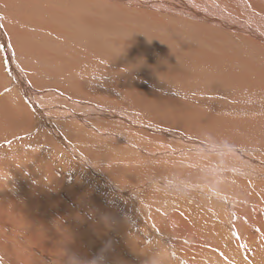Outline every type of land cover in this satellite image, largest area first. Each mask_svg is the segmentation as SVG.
<instances>
[{
    "label": "bare ground",
    "instance_id": "bare-ground-1",
    "mask_svg": "<svg viewBox=\"0 0 264 264\" xmlns=\"http://www.w3.org/2000/svg\"><path fill=\"white\" fill-rule=\"evenodd\" d=\"M112 1L138 4L149 12L151 9L158 11L160 16L188 17L223 29L228 35L235 30L240 36L242 34L241 39L260 48L255 57L228 52L231 49L227 53L188 49L191 56L186 60L192 63L186 69L163 66L166 76L175 81L170 84H175L172 91L205 99L206 102H200L205 108L189 100L180 105L178 108L184 115L178 120L188 123L197 134L207 135V143L195 136L197 140L190 144L208 155L215 154V161L207 160L199 169L188 171L185 167L171 165L129 166L122 156L116 157L117 152L95 149L89 141L76 143L70 131L64 136L59 123L63 106H58L49 95L56 92L52 87L56 84L58 94L71 100L84 98L88 100L87 105L98 112L93 115L69 112L67 117L86 129L93 128L87 122L88 117L95 120L103 114L118 124L139 128L135 123L140 115L139 103L149 108L170 92L158 93L164 85L151 81L153 88L147 79L145 85H141L135 73L129 74L133 83L124 86L123 82L121 85V81H116V87L108 92L97 87L96 78L91 80L96 76L91 73V82L89 76H52L54 61H51L52 71L46 68V63L39 62L37 68V64H28L23 59L19 66L8 53L25 56L24 49L35 46L26 34L13 30L10 33L18 38L13 41L8 38V45L5 22L0 19V46L4 56L0 60L3 73L0 75L9 73L8 64H11L17 82L11 72L9 84L17 92L16 99L20 97L26 102L18 106L15 117L7 115L0 103L3 113L0 114V171L7 169L20 177V180L9 177L10 172L0 174V264H264V0L252 6L247 0H230L244 12L240 19L229 17L225 11L223 14L220 10L205 11L200 0H169L166 3L110 0L109 3ZM26 2L37 5L46 1L10 0L8 13H18V6L19 13L28 11ZM2 7L0 2V15L4 17ZM242 18L250 19L251 23ZM25 21L31 24L27 17ZM17 24H23L22 19L19 18ZM39 29L40 33L35 31L38 45L65 36L56 27ZM59 41L57 44L61 43ZM194 64L203 65L209 74L203 75L221 82L222 88L215 87V82V89L201 82L187 81L185 84V80L204 77L199 71L194 72ZM26 78L31 83L27 84ZM178 80L185 86L177 87L181 83ZM45 82L50 83L43 85ZM124 87L129 88L131 96L122 100ZM73 103L78 107V102ZM250 114L254 116L248 117ZM10 121L17 124L11 127ZM13 129L17 132L15 136L11 133ZM156 132L164 139L175 140L165 132ZM147 134L151 132L146 133L149 139ZM178 136L179 133L172 134V137ZM229 139L232 150L216 147L219 142L229 144ZM95 140L103 146L100 139ZM224 153L228 160L222 161L220 155ZM220 169L230 171L218 176L220 183H216L212 173ZM86 172H91L93 180ZM187 183L192 184L191 187H187ZM165 186L168 190L164 191ZM209 198L211 204L207 206ZM26 222L29 228L24 225Z\"/></svg>",
    "mask_w": 264,
    "mask_h": 264
},
{
    "label": "rangeland",
    "instance_id": "rangeland-1",
    "mask_svg": "<svg viewBox=\"0 0 264 264\" xmlns=\"http://www.w3.org/2000/svg\"><path fill=\"white\" fill-rule=\"evenodd\" d=\"M9 1L10 0H0L1 4H3L2 12L4 14V17L0 15V19H3L5 22L6 41L8 45H10L9 40L13 41L18 38L16 35H12L10 33V30H13L26 34L27 38L30 39L29 42L33 43L35 46L30 48L26 47L24 49L26 50L25 56H21V54L14 55L12 53H8L14 56L17 61L13 58L12 59L14 62L19 64V66L22 64L20 62L22 59L28 64H37V68L40 65L39 62L46 63L45 65L48 70H55L51 72L52 76L59 78L74 75L77 78H86L89 76L88 78L90 80L91 78L89 73H91L96 76L91 80L96 78L95 81H97V87L102 90L107 89L108 92L113 90L112 87H116V81H121V85L123 82L124 86L126 85L125 83H133L129 74L135 73L136 78L138 77L137 79L140 80L141 85H145L144 80L147 79L153 88L154 83H151V81L162 83L164 85V89L157 90L158 93L161 94L163 92H170L165 99L150 104L149 108H143L141 107V104L143 103H139L138 107L141 108L140 115L135 119V123L139 128H135V126L125 123L118 124L113 119L109 118L107 114H103L99 117L94 115L97 117L95 120H91V116L88 117L89 119L87 122L88 124H91L93 128L86 129L78 125L75 120L67 117L69 112L80 115H93L98 112H96L92 106H88V100H85L84 98L71 100L64 97L62 94H58L59 89L58 84H56V86H52L55 87L56 92H51L49 95H51V97L59 103L58 106H63L61 110L62 120H60L59 123L63 128L64 136H66L68 131H70V134H73V137H75L73 138V141L76 143H79L80 140L89 141L95 149H101V151L110 149L117 152L119 154H117L116 157L121 158L122 156L124 162L129 166H137L140 164L142 167H148L153 164L164 166L171 165L185 167V170L188 171V169H199V165L207 160L215 161V154L208 155V153L204 152L200 147L190 144L197 140L195 136H198L202 142L207 143V135L204 133L197 134L193 127H189L188 123L178 120V117L184 115V112L178 108L180 105L186 104L189 100L193 103V105L205 108L200 105V102H206L205 99L199 96L188 97L182 92L172 91L171 89L175 86V84L172 86L170 84L175 81L166 76L163 66L168 68L180 67L182 70L186 69L192 63L186 60V57L191 56L188 54V49L193 50L194 48L209 50L212 52H219L221 50V53H227V51L231 49L228 52H235L238 53V55L251 54L255 57V55L260 53V48L256 45L252 46V44L247 43L245 39H241L242 34L240 36V34L237 33L238 31L233 30L232 34L228 35L227 31L223 29L206 26L203 23L192 20L188 17L180 18L177 17L178 15L175 16L172 14H169L171 17L160 16L158 11L154 9L152 11L151 9L149 12L148 8L146 9L143 6L134 3H130L129 5L117 2L116 4L114 3L115 1L109 3L110 0H107L108 3L106 0H45L46 2L44 3L43 0L44 4L40 2L41 4L39 3L37 5L33 4L34 2H26L28 11L23 10L19 13L20 7L18 6V13L15 11L13 13H8L7 7ZM139 1L166 3L169 0ZM207 1L210 0H200L201 4L205 7V11L208 9H214L213 11L215 12L220 10L221 14L225 11L229 17L236 16L235 18L239 19L242 17L241 14L244 13L240 8L232 5V1L230 0ZM260 1L262 0H247L246 2L249 3V6H252L253 3ZM56 4H58V6L55 7ZM39 6L42 8L39 9ZM33 12L34 14H31ZM156 13L158 16H156ZM25 17H27L28 21L31 23L30 25L25 21ZM35 17L37 19H35ZM19 18L22 19L25 27L22 26L23 24H17ZM57 20L60 21V23H58ZM244 22L251 23V20L245 19ZM48 26L56 27L63 34L65 33V36L62 38L64 40L56 39L57 41H50L45 45L39 43L38 45L39 37L36 35V32H41L39 27L46 28ZM233 40L238 42H235V44ZM58 41L61 42L62 45L61 43L57 44ZM51 42L54 44H51ZM169 44L171 45V48ZM48 45L49 47L47 48ZM173 47L176 49H172ZM79 52L83 55L81 56ZM173 52L176 54L170 56ZM84 54H86V56ZM2 57L4 56L2 55L0 46V60ZM87 58L89 59L87 60ZM51 61H54V64L51 63ZM47 63L50 65H47ZM52 64L53 69L51 66ZM56 64L60 65L61 68L59 66L58 67L60 69L55 68V66H57ZM10 65L11 64H8L10 69L9 73H13ZM195 66H197V64H194V72L197 73L199 71V74L203 75V73H205L209 75L206 72L207 69H205L203 65L197 66L196 68ZM0 73H2L1 69ZM9 73L4 72V75H0V103L2 107L6 109L7 115L15 117V111L16 109H19L18 106H20L21 103L26 104V102H24L20 97L16 99L17 92H15L9 84ZM83 74H85L84 77ZM203 76V78L185 80V84L187 81L201 82L203 85H212L214 89L215 87H221V85L223 86V84L216 81L215 78H209L205 75ZM206 77L207 81L205 80ZM200 79H202V81ZM13 80L17 82L15 73H13ZM25 80L27 84L31 83L29 78H26ZM179 81L181 83H178L179 85L177 87L185 86L181 80H178L177 82ZM81 82V79H79L78 84ZM45 83L46 84L43 85H47L50 82ZM166 87H169V89H165ZM150 89L151 87L148 90ZM62 93H64V88H62ZM128 96H131L129 88L124 87L122 89L121 99L125 100L126 98H129ZM75 101L79 103L78 107H76L73 103ZM99 101L100 100L97 102ZM98 109L101 108L98 107ZM149 111L152 114H150ZM0 114H3L2 111H0ZM19 114L24 116V113ZM227 116L230 117L232 115L227 114ZM252 116L254 115H248V117ZM13 123L17 124L15 122H11V127L13 126ZM157 130L165 132L168 137L174 138L175 140L162 138L163 135L158 134L156 132ZM197 131H200V129L197 128ZM148 132H151V134H147L150 135V137L149 139H146V133ZM11 133L13 136L17 134L15 129H13ZM176 133H179V136L172 137V134ZM139 136L144 138V140L139 139ZM95 139H100L99 141L102 142L103 146L97 143ZM229 141L230 142L227 145L219 142L216 147L227 151L232 150L231 139H229ZM13 142L18 145V143H16L17 141ZM162 144L166 145V147L163 148ZM220 157L222 161L228 160L225 153L220 155ZM115 163L118 164L121 162ZM93 164L96 165L94 162ZM6 170L7 169L3 171L1 170L0 174L3 172V174L10 172L9 177H16V174H12L13 171ZM229 171L230 170L226 171L224 169H220L213 172V180L216 183H220L217 180L218 176H224L229 173ZM86 175L90 180H93L94 177L91 172H86ZM18 177L19 175H17L16 178L18 179ZM191 185L192 184L187 183V187H191ZM8 187L11 191L14 189L10 186ZM8 187L5 186L6 189H8ZM162 189L164 191L168 190V186H165ZM12 192H16L15 189ZM112 192L110 191V193ZM0 196L2 197L1 194ZM210 204L211 201L209 198L207 206ZM27 224L29 223L26 222L24 225L29 228L30 224ZM112 252L114 251L112 250ZM114 254L116 255L117 253L114 252ZM113 261L114 259L111 260L112 263Z\"/></svg>",
    "mask_w": 264,
    "mask_h": 264
}]
</instances>
